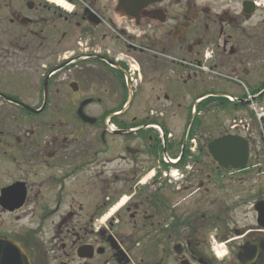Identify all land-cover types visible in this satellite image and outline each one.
Here are the masks:
<instances>
[{"label": "flooded vegetation", "instance_id": "af4514ba", "mask_svg": "<svg viewBox=\"0 0 264 264\" xmlns=\"http://www.w3.org/2000/svg\"><path fill=\"white\" fill-rule=\"evenodd\" d=\"M263 103L264 0H0V264H264Z\"/></svg>", "mask_w": 264, "mask_h": 264}, {"label": "water", "instance_id": "95a60500", "mask_svg": "<svg viewBox=\"0 0 264 264\" xmlns=\"http://www.w3.org/2000/svg\"><path fill=\"white\" fill-rule=\"evenodd\" d=\"M211 150L215 158L232 157L236 160L234 167H240L243 165L244 159L246 158V144L244 141L237 137H223L221 139L214 140L212 142ZM0 248L5 249V254H15L19 251L16 246L9 242L0 241ZM6 260H10L9 257ZM14 261L21 262L19 259H13Z\"/></svg>", "mask_w": 264, "mask_h": 264}, {"label": "rangeland", "instance_id": "374dc122", "mask_svg": "<svg viewBox=\"0 0 264 264\" xmlns=\"http://www.w3.org/2000/svg\"><path fill=\"white\" fill-rule=\"evenodd\" d=\"M42 72H43L42 70H39L38 73H37V77H40ZM222 89H223V88H222L221 85L218 86L217 88H215V90L218 91V92H219V91H222ZM218 109H220V108H218Z\"/></svg>", "mask_w": 264, "mask_h": 264}, {"label": "bare ground", "instance_id": "6f19581e", "mask_svg": "<svg viewBox=\"0 0 264 264\" xmlns=\"http://www.w3.org/2000/svg\"><path fill=\"white\" fill-rule=\"evenodd\" d=\"M225 156V155H224Z\"/></svg>", "mask_w": 264, "mask_h": 264}]
</instances>
